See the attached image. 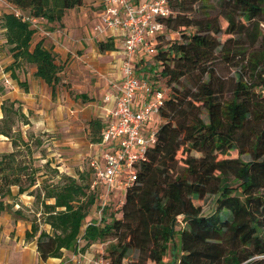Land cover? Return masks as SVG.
I'll return each mask as SVG.
<instances>
[{"label": "trees", "instance_id": "obj_1", "mask_svg": "<svg viewBox=\"0 0 264 264\" xmlns=\"http://www.w3.org/2000/svg\"><path fill=\"white\" fill-rule=\"evenodd\" d=\"M6 1L49 23H61L67 10L84 2ZM168 3L173 14L157 18L166 31L158 35L152 54L154 78H146L158 86L164 78L167 97L156 142L137 165V179L126 189L118 213L108 201L100 219L89 217L98 206L90 166L75 174L48 160L35 167L31 142L13 131L15 117L28 123L25 114L2 103L0 134L13 150L0 155V212L21 214L5 203L6 196L34 198L40 223L50 230L40 229L36 219L24 239L35 241L40 261L61 258L64 251L85 253L92 244L110 240L103 246L109 264H136L133 252L146 264H264V0H218L215 13L204 0ZM0 7L12 64L34 65V76L54 97L61 71L54 53L42 40L31 47L36 31L31 23ZM191 27L193 32H185ZM165 33L177 38L163 49ZM96 43L100 53L117 50L113 39ZM218 63L232 69L231 76L222 75ZM12 79L27 91L26 80L14 72ZM182 80L186 85L180 86ZM103 125L98 118L89 121L92 143L101 141ZM206 195L217 197L214 211L204 215Z\"/></svg>", "mask_w": 264, "mask_h": 264}, {"label": "rangeland", "instance_id": "obj_2", "mask_svg": "<svg viewBox=\"0 0 264 264\" xmlns=\"http://www.w3.org/2000/svg\"><path fill=\"white\" fill-rule=\"evenodd\" d=\"M204 1V5L207 6L208 10L211 13H215L218 0ZM99 10V0H84L81 6L74 8L69 17V23L74 24V27H72L74 31L70 37L76 40V38L81 39L82 35H86V37L89 38V29L95 22L93 14ZM84 12L88 13L85 18L83 16ZM43 23L39 24L42 31L52 29L54 26L59 25L58 23H49L47 21ZM58 30L60 31L59 27ZM194 30L195 28L191 27L186 29L185 32H193ZM38 36L39 35H36L33 40L37 39ZM163 37L164 39L161 45L164 49L167 47L169 41L177 38V35L165 33ZM95 46H97V43H95ZM116 47V52L112 54L116 57L105 52L98 53V48L95 49V59H98L100 66H112L116 63L114 58H116L117 63L120 64L123 58L122 49L119 43L116 44ZM74 50L73 52H75V55L79 56L80 53H77L76 49ZM73 59H76V57H73ZM12 62V53L5 42L0 9V119L3 116L1 108L2 103H6L8 106L12 103L13 108H19L25 114V119L28 123L26 124L22 118L15 117L13 131H20L23 137L29 139L31 142L33 165L35 167L41 168L45 161L48 160L51 162L52 167H57L59 171L68 174H75L78 170H89L90 158L85 155L87 150L81 151L78 145L82 143L76 142V139L77 141L82 140L84 144H86L84 130L91 119H97L98 117L96 105L101 102V93L98 91L93 92V90L79 92L80 90H84L88 83L90 85V83H93L94 79L97 78L94 68L88 67L87 73L84 75L85 77H79L75 72H72V70L77 69V63L71 66V61L66 63L59 60L58 65L63 72L61 73L60 71V82L56 86L55 96H51L49 86H47V93L43 92L44 94H42L40 88L37 87L36 94L32 95L35 102L34 108L24 110V101H21L19 97L26 91L12 79V72H14L18 78L24 80L25 77H28V75L30 76L29 71L31 65L24 61L18 64H12ZM132 62L134 65L136 64L134 68L137 76L142 78H154V72H150L149 70V67L154 63V57L152 55H144L142 57L134 56ZM20 67H22L23 71L18 73L16 69ZM217 68L225 77H229L233 73L232 69L230 70L228 66L222 63H218ZM182 85H186L185 80L180 82V86ZM159 86H168L164 78L159 82ZM82 93L85 95L84 97L79 96ZM202 116H204V113H202ZM47 117H51L53 126L49 125L50 127L48 130H45V119ZM155 120L157 123V117ZM88 139L90 141V138ZM79 149L80 151H78ZM11 150H13V147L10 140L6 136L0 134V155ZM79 152H83L84 156H81ZM244 158H246V156H244ZM43 173L44 169H41L38 173L39 177H41ZM39 179L41 180V178ZM12 189L14 192L16 191L15 187ZM114 194L111 201V208L113 211L118 209L120 204L119 201L121 200L117 195L120 193L115 192ZM216 197V195H206L204 197L202 214L207 215L214 211ZM3 200L5 203H11L13 205L12 210H19L21 214L16 216L7 211L0 212V264H12L13 262L16 264H41L37 252L35 248H33V246H35V241L27 242L24 239V233L27 229H30L31 222L37 219V222L40 223L39 207L34 202V198L26 197L25 194L16 198L6 196ZM94 208L95 207L89 212L90 218H94ZM115 213H118L117 210ZM39 227L47 231L50 230L49 226L43 223H40ZM179 241L180 238L179 235H177L175 237L177 248H179ZM106 242V244H99L106 247L110 240ZM91 246L87 251L91 250ZM93 247L94 246H92V248ZM132 258L135 260L136 264H146L143 262L142 257L138 256L137 252L132 253Z\"/></svg>", "mask_w": 264, "mask_h": 264}, {"label": "built area", "instance_id": "obj_3", "mask_svg": "<svg viewBox=\"0 0 264 264\" xmlns=\"http://www.w3.org/2000/svg\"><path fill=\"white\" fill-rule=\"evenodd\" d=\"M0 5L29 21L36 31H42L39 27L42 18L25 15L6 0H0ZM99 5L89 35L97 41L110 38L115 45L119 43L123 58L119 85L115 91L103 95V101L110 104L109 121L100 131L99 144L103 151L92 155L89 161L91 188L98 193L95 219H100L101 208L115 192L124 196L126 189L134 184L137 165L147 159L148 149L156 142V130L161 122L159 111L167 97V88L137 76L132 59L155 52L158 35L166 31L157 18L173 14L168 0H99ZM42 33L49 34L45 30ZM84 254L72 253L62 264H109L103 256V245L94 257L82 260Z\"/></svg>", "mask_w": 264, "mask_h": 264}, {"label": "crops", "instance_id": "obj_4", "mask_svg": "<svg viewBox=\"0 0 264 264\" xmlns=\"http://www.w3.org/2000/svg\"><path fill=\"white\" fill-rule=\"evenodd\" d=\"M73 10L74 8L69 9L65 12L61 23H58L59 25L54 26L52 29L45 30L49 33L48 35H43L42 31L41 32L35 31L32 37L31 47H33L34 44L38 40H42L44 45L47 48H50L51 51L54 53L55 62L57 63V65H58L59 60H61L62 62H66V63L71 61L72 63L71 66L74 65V63H77L76 64L77 69L72 70V72H75V74L78 75L79 77L86 75L88 67L94 68L97 78H95L93 83H90V85L88 83L85 86V89L80 90L79 92L93 90V92L98 91L99 93H101V102L100 104L96 105V108H97L96 110L98 112L97 118L100 119L104 124L105 122L109 121L108 109L110 108V104L105 103L103 101V95L105 92L115 91V87L119 85L120 83V64L117 63L116 58H114L115 59L114 61L116 63L113 64L112 66L111 65L100 66L98 63V59L97 60L95 59V49H97V46H95V43L97 40L91 38L90 35H89V38H87L86 35H82L81 39L76 38V40L70 37V35H72V32L74 31V29L72 28L74 27V24L69 23L70 13ZM96 14L97 12L93 14L95 20H96ZM87 15H88L87 12L83 13L84 18ZM58 27L60 28V31L58 30ZM36 35H39V36L37 37V39L33 40ZM74 49H76L77 53H80L79 56L75 55V52H73L75 51ZM114 52H116V50L107 51L105 53H109L111 56L116 57L115 55H112ZM73 57H76V59H73ZM35 70H36V67L34 65H31V68L29 71L30 76L28 75V77H25L27 81L28 89L26 92H23L21 97H19L21 101H24L23 103L24 110L34 108L33 106L35 102L32 98V95L36 94L37 87L40 88V91L42 94L47 93L48 91V87H47L48 85L42 79L34 76ZM16 71L18 73L23 71L22 67L17 68ZM62 72L63 71H61V73ZM45 122H46L45 130H48L50 126H53V121L51 117H47L45 119ZM84 136L86 138V144H84V142L80 140L79 138L78 139L80 141H77L76 139V142L82 143L81 145H78V146L81 149V151L87 150L85 154L86 156L90 158L92 157V155L100 153V151L103 150V147L99 143H92L91 141H89L88 138H90V129L88 125L86 129L84 130ZM80 149L78 151H80ZM79 153L81 156H84L83 152H79ZM22 195H25V194H22ZM117 195L121 198V200L123 199V194L121 195L117 194ZM113 196L114 195H112L109 198L110 201H112ZM26 197L30 198L31 196L26 195ZM121 200L119 202H121ZM92 246L94 247L92 248ZM92 246H91L90 251L85 252L84 257H82L83 258L82 260H87L88 258L96 256L99 253V251H101L102 249V245L99 243L93 244ZM33 248H35V251H36V246H33ZM71 254L72 252L64 251L63 256L61 258H49L45 262L40 261V263L41 264H62V261L67 259ZM12 264H16V263L13 262Z\"/></svg>", "mask_w": 264, "mask_h": 264}]
</instances>
